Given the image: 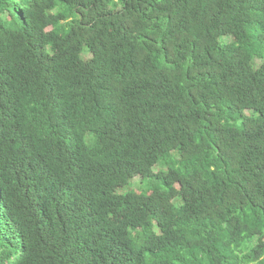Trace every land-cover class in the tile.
<instances>
[{"label": "trees", "instance_id": "trees-1", "mask_svg": "<svg viewBox=\"0 0 264 264\" xmlns=\"http://www.w3.org/2000/svg\"><path fill=\"white\" fill-rule=\"evenodd\" d=\"M0 264H264V0H0Z\"/></svg>", "mask_w": 264, "mask_h": 264}, {"label": "rangeland", "instance_id": "rangeland-1", "mask_svg": "<svg viewBox=\"0 0 264 264\" xmlns=\"http://www.w3.org/2000/svg\"><path fill=\"white\" fill-rule=\"evenodd\" d=\"M135 189L139 190L140 188H135Z\"/></svg>", "mask_w": 264, "mask_h": 264}]
</instances>
